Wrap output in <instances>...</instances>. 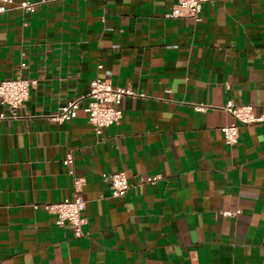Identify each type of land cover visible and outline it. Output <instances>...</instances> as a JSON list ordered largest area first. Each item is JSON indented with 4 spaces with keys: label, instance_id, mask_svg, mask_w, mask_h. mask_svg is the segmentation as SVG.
I'll use <instances>...</instances> for the list:
<instances>
[{
    "label": "crops",
    "instance_id": "obj_1",
    "mask_svg": "<svg viewBox=\"0 0 264 264\" xmlns=\"http://www.w3.org/2000/svg\"><path fill=\"white\" fill-rule=\"evenodd\" d=\"M27 1L0 15V82H35L0 104V264H264V126L221 131L229 106L264 114V0H211L200 22L168 18L178 0ZM97 79L144 97L101 135L86 102L53 120ZM69 154L81 238L36 208L73 197ZM117 172L123 198L102 178Z\"/></svg>",
    "mask_w": 264,
    "mask_h": 264
},
{
    "label": "built area",
    "instance_id": "obj_2",
    "mask_svg": "<svg viewBox=\"0 0 264 264\" xmlns=\"http://www.w3.org/2000/svg\"><path fill=\"white\" fill-rule=\"evenodd\" d=\"M109 1V0H107ZM211 0H178L168 14L170 19L191 18L200 22V13L203 6ZM46 3V0L39 2H23L14 9L26 13H34L39 4ZM13 0H0V15L12 10ZM25 67V64H22ZM34 81L19 76L12 80L0 82V104L7 107L13 113L21 108L29 99ZM127 97H144L138 95L130 88H114L107 80L97 79L92 82L90 92L87 96L75 100L60 109L57 116L53 118L58 123L70 122L81 105L86 102L89 113V123L94 127L96 134L101 135L105 128L116 126L123 120V100ZM226 111L235 118V123L222 128V133L229 145H236L239 142L240 128L242 126L261 125L264 126V114L257 115L253 106H229ZM3 117V116H2ZM69 168V174L73 177L74 195L72 198L58 203L43 204L36 206L55 217L58 227L70 228L77 238L84 236L83 228L86 220L83 213L86 208V201L81 194L83 179L74 176V157L69 154L64 160ZM103 181L109 184L112 197L123 198L129 192L131 186L125 172L103 174ZM153 182V180H148ZM230 216V214H226Z\"/></svg>",
    "mask_w": 264,
    "mask_h": 264
}]
</instances>
